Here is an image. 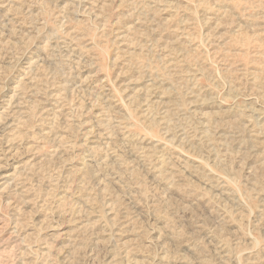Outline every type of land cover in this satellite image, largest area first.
Here are the masks:
<instances>
[{
    "label": "rangeland",
    "instance_id": "1",
    "mask_svg": "<svg viewBox=\"0 0 264 264\" xmlns=\"http://www.w3.org/2000/svg\"><path fill=\"white\" fill-rule=\"evenodd\" d=\"M0 264H264V0H0Z\"/></svg>",
    "mask_w": 264,
    "mask_h": 264
}]
</instances>
